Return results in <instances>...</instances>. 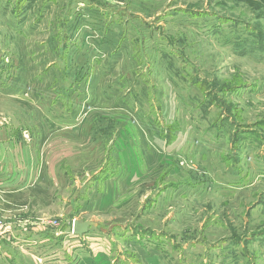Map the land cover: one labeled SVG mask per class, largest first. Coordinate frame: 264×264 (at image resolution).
<instances>
[{
  "label": "rangeland",
  "instance_id": "374dc122",
  "mask_svg": "<svg viewBox=\"0 0 264 264\" xmlns=\"http://www.w3.org/2000/svg\"><path fill=\"white\" fill-rule=\"evenodd\" d=\"M0 141V264H264V0H0Z\"/></svg>",
  "mask_w": 264,
  "mask_h": 264
},
{
  "label": "crops",
  "instance_id": "0c3cea01",
  "mask_svg": "<svg viewBox=\"0 0 264 264\" xmlns=\"http://www.w3.org/2000/svg\"><path fill=\"white\" fill-rule=\"evenodd\" d=\"M2 146H4V144L0 141V147ZM2 158L4 159L3 156ZM6 166L7 164L5 165L0 161V217H2L1 215H4L5 213H10L12 208L15 206L12 204L14 202L11 201V197L14 196L15 191L13 192L9 190L15 188L17 181L14 175L10 176L5 172ZM2 240H4L3 237L0 238V244Z\"/></svg>",
  "mask_w": 264,
  "mask_h": 264
},
{
  "label": "water",
  "instance_id": "95a60500",
  "mask_svg": "<svg viewBox=\"0 0 264 264\" xmlns=\"http://www.w3.org/2000/svg\"><path fill=\"white\" fill-rule=\"evenodd\" d=\"M97 223L87 220H74L71 226V233L74 236L82 237L87 234L90 228H96Z\"/></svg>",
  "mask_w": 264,
  "mask_h": 264
},
{
  "label": "built area",
  "instance_id": "2783aa9c",
  "mask_svg": "<svg viewBox=\"0 0 264 264\" xmlns=\"http://www.w3.org/2000/svg\"><path fill=\"white\" fill-rule=\"evenodd\" d=\"M2 227V221L0 220V228Z\"/></svg>",
  "mask_w": 264,
  "mask_h": 264
},
{
  "label": "trees",
  "instance_id": "16d2710c",
  "mask_svg": "<svg viewBox=\"0 0 264 264\" xmlns=\"http://www.w3.org/2000/svg\"><path fill=\"white\" fill-rule=\"evenodd\" d=\"M77 237V236H76Z\"/></svg>",
  "mask_w": 264,
  "mask_h": 264
}]
</instances>
